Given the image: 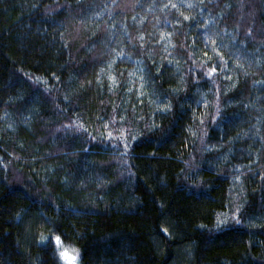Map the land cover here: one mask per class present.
<instances>
[{
	"label": "trees",
	"instance_id": "obj_1",
	"mask_svg": "<svg viewBox=\"0 0 264 264\" xmlns=\"http://www.w3.org/2000/svg\"><path fill=\"white\" fill-rule=\"evenodd\" d=\"M57 237L264 264V0H0V264Z\"/></svg>",
	"mask_w": 264,
	"mask_h": 264
},
{
	"label": "snow or ice",
	"instance_id": "obj_2",
	"mask_svg": "<svg viewBox=\"0 0 264 264\" xmlns=\"http://www.w3.org/2000/svg\"><path fill=\"white\" fill-rule=\"evenodd\" d=\"M56 243L58 246L62 248V250L59 253L61 258L64 259L67 262V264H76L78 253H75L74 249L72 250V252L75 254H70L68 250H63V246L61 244L59 237L56 238Z\"/></svg>",
	"mask_w": 264,
	"mask_h": 264
},
{
	"label": "rangeland",
	"instance_id": "obj_3",
	"mask_svg": "<svg viewBox=\"0 0 264 264\" xmlns=\"http://www.w3.org/2000/svg\"><path fill=\"white\" fill-rule=\"evenodd\" d=\"M71 254V253H70ZM65 261V260H64ZM66 262V261H65ZM66 264H67V262H66ZM76 264H78V262L76 261Z\"/></svg>",
	"mask_w": 264,
	"mask_h": 264
}]
</instances>
